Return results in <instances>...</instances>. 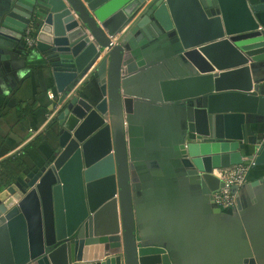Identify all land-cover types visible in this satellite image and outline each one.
<instances>
[{"label": "water", "instance_id": "obj_1", "mask_svg": "<svg viewBox=\"0 0 264 264\" xmlns=\"http://www.w3.org/2000/svg\"><path fill=\"white\" fill-rule=\"evenodd\" d=\"M30 25L54 154L0 193V264H264V177L213 203L264 167V0H0V61Z\"/></svg>", "mask_w": 264, "mask_h": 264}, {"label": "crops", "instance_id": "obj_2", "mask_svg": "<svg viewBox=\"0 0 264 264\" xmlns=\"http://www.w3.org/2000/svg\"><path fill=\"white\" fill-rule=\"evenodd\" d=\"M259 68L256 69L259 85L264 88V63ZM92 81L82 89L83 96L93 88ZM54 101L51 71L44 67L42 56L35 49L26 51L20 46L15 53L4 56L0 61V179L6 184L0 186V193L9 190L16 195V178L36 172L52 158L53 127L49 122ZM5 170L14 176L7 177ZM263 174L253 172L248 183Z\"/></svg>", "mask_w": 264, "mask_h": 264}, {"label": "built area", "instance_id": "obj_3", "mask_svg": "<svg viewBox=\"0 0 264 264\" xmlns=\"http://www.w3.org/2000/svg\"><path fill=\"white\" fill-rule=\"evenodd\" d=\"M22 42L26 51L35 49V29L32 25L26 29ZM105 52L106 51H104L101 56L98 57L96 63L80 79L79 83L76 85V88H79L84 82L89 80V78L92 76L95 65L101 61ZM252 167V162L243 161L242 164L234 166L230 169L214 171V176L220 181L221 184H223V187L213 194V203L218 209L221 211H229L236 208V196L232 193V188L236 187L239 191L248 183L247 176Z\"/></svg>", "mask_w": 264, "mask_h": 264}, {"label": "trees", "instance_id": "obj_4", "mask_svg": "<svg viewBox=\"0 0 264 264\" xmlns=\"http://www.w3.org/2000/svg\"><path fill=\"white\" fill-rule=\"evenodd\" d=\"M261 172V174L264 172V167H252L251 169H250V171H249V173H248V176H247V179H248V181H249V179H250V177L249 176H251V174L253 173V172ZM251 173V174H250ZM5 174L7 175V177L9 176V177H12V176H14V175H12L11 174V171H7V170H5ZM264 175V174H263ZM262 177H264V176H262ZM251 178H252V176H251ZM254 181V180H253ZM6 183L5 182H3V181H1V179H0V186H3V185H5Z\"/></svg>", "mask_w": 264, "mask_h": 264}, {"label": "rangeland", "instance_id": "obj_5", "mask_svg": "<svg viewBox=\"0 0 264 264\" xmlns=\"http://www.w3.org/2000/svg\"><path fill=\"white\" fill-rule=\"evenodd\" d=\"M217 73H218V74H224V73L227 74V71H222V70H221V71H218ZM224 75H225V74H224ZM247 181H248V180H247Z\"/></svg>", "mask_w": 264, "mask_h": 264}, {"label": "bare ground", "instance_id": "obj_6", "mask_svg": "<svg viewBox=\"0 0 264 264\" xmlns=\"http://www.w3.org/2000/svg\"><path fill=\"white\" fill-rule=\"evenodd\" d=\"M247 184H248V183H247ZM247 184H246V185H247ZM242 189H243V188H242ZM242 189H241V190H242Z\"/></svg>", "mask_w": 264, "mask_h": 264}]
</instances>
